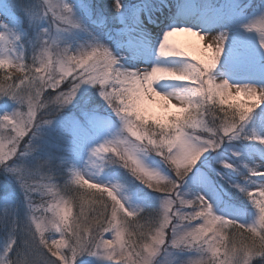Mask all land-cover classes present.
<instances>
[{
    "label": "snow or ice",
    "instance_id": "obj_1",
    "mask_svg": "<svg viewBox=\"0 0 264 264\" xmlns=\"http://www.w3.org/2000/svg\"><path fill=\"white\" fill-rule=\"evenodd\" d=\"M111 7L116 14L113 20L122 24L119 31L129 35L127 42L135 43L144 36L142 15H146L148 22H155L147 4L129 9L125 0H112ZM261 8L264 6H260L259 11ZM80 9L82 11L71 0H0V24L4 29L0 31V40L12 47L13 39L8 37L19 40L18 28L27 24L35 31L31 63H27L25 54L0 56V70L11 67L12 62H19V71L23 73L15 79L10 73L0 77V100L7 105L5 98H9L18 105L13 111L0 114V129L8 133L6 140H0V170L11 174L18 183L23 193L22 203L28 210L21 214L20 205L16 204L0 215V232L4 234L0 264H14L15 258L25 251L36 264H77L83 255L101 257L116 264H156L162 252L173 249L195 253L187 259L190 262L202 253H208L214 264H231L228 229L232 230L231 235L240 239L242 246L249 238L264 240V215L260 212L264 205V160L245 163L241 169L223 156L221 149L226 141L241 137L250 114L264 104V87L238 84L235 95L247 93L252 103L242 108L231 104L233 83L218 80L213 72L228 39L227 32L204 33L211 34V42L205 50L214 48L207 61L194 57L184 48L183 55H161L168 45H177L171 39L174 33H202L191 27H180L178 25L183 21H177L170 24L152 45L158 53L155 62L126 67L115 47L105 42L102 29L107 26L108 18L99 15L93 19L89 7L80 5ZM254 17L242 22L241 26L255 31L260 44L264 45V25L255 22ZM45 22L47 27L43 26ZM74 30H81L88 36L76 49L63 42V34ZM52 45L63 47L66 56L59 62L56 75L48 71V66L56 59ZM170 57L190 59L178 68L173 66ZM161 68L168 69L179 79L158 80L156 77ZM166 81L183 83L168 85ZM156 84L165 91L154 87ZM83 85L97 88L106 105L103 111L99 106L79 107L78 97ZM26 89L29 90L27 98L22 95ZM160 92L168 95L161 96ZM153 94L178 109L168 120L153 119L155 128L149 126L150 118L140 105L145 95L152 97ZM176 100L180 103H170ZM84 103L87 105V101ZM25 107L26 111L23 110ZM77 107L78 114L66 111ZM210 111L216 129L209 126L206 118ZM113 114L120 121L119 130L92 144L95 137L116 124ZM57 118L61 121L62 134L71 138L68 150L75 146L90 151L94 164L97 160L108 162L110 157L118 160L134 180L161 194L159 207L151 212L134 207L125 195L124 184L98 180L95 174L75 167L69 169L71 179L64 188L69 183L75 184L79 195L65 199L55 182L58 175L52 163L57 146L48 147L46 159L37 157L36 167L25 159L41 148L44 126ZM244 139L264 144V137L255 131L245 135ZM234 155L240 157L242 154L235 151ZM150 157H159L160 161L153 164ZM213 161L219 167H215ZM161 164L173 174L165 171ZM222 169L238 172L243 183L234 182ZM189 180L198 186L191 198L184 189ZM224 184L239 189L251 201L256 210L252 222H243L238 212L217 214L216 201L227 194ZM41 188L55 203L45 199L36 203ZM81 189L85 191L81 192ZM86 189L99 191L88 193ZM73 204L78 209L74 217ZM41 212L63 216V222L57 224L55 231L60 234L59 240L46 238L48 231L38 219ZM83 213H86L87 223L80 224ZM153 218L158 219L159 227L142 242L137 230H142L144 223ZM106 234L112 238H106ZM255 248V255L253 249H248V264H255L257 260L264 264V245L256 244Z\"/></svg>",
    "mask_w": 264,
    "mask_h": 264
},
{
    "label": "rangeland",
    "instance_id": "obj_2",
    "mask_svg": "<svg viewBox=\"0 0 264 264\" xmlns=\"http://www.w3.org/2000/svg\"><path fill=\"white\" fill-rule=\"evenodd\" d=\"M90 1L92 0H71V2L77 5L78 10L80 5H85L89 7L92 11V16L103 15L108 18L107 26L102 29L104 32L105 42L112 44L115 47L117 53L121 56L122 63L127 67L126 61L129 56L137 53L138 51L131 46L132 42L129 41V35L122 34L119 29L122 24L118 20H113L116 15L115 10L111 7L112 0H95L99 3L98 6H91ZM180 1L182 3H178ZM201 5L198 10V15L204 19V24H210L211 30L215 33L227 32L228 39L225 41L224 50L219 57V62L216 68L213 70L216 77L227 78L233 84H251L258 87H264V45L259 42V36L255 31H248L241 26L242 22L251 19L259 12L260 6H264V0H198ZM146 4L150 6V9L154 7H159L164 3H172L175 6H182L185 3L189 6H193V0H145ZM144 2V3H145ZM126 5L129 9L135 8L137 6H142L136 4L135 1L125 0ZM247 5L243 8V5ZM143 19V16L141 17ZM90 23V22H89ZM44 27H47V22L44 23ZM95 27V25H91ZM53 30L55 25L52 26ZM186 27H192L186 25ZM3 26L0 24V31H3ZM197 30V29H195ZM20 35L19 40H14L12 36L9 39H13L12 47H8V44L4 40H0V56L10 55L16 57L17 55L25 54L28 58L27 63H31L32 48L35 41V31L25 24L23 27L17 29ZM163 34V33H162ZM64 41L69 47L76 49L80 44L84 43L88 38L87 33L81 30H74L72 32L64 33ZM189 37L188 34L184 32H176L171 38L177 45L189 51L194 57H198L201 60L207 61L210 58V53L214 51V48L205 50V45L200 44L201 47L195 44H189L186 42ZM204 50V52L202 50ZM14 49V50H13ZM155 54V60L158 57L156 49L153 52ZM173 62V66L182 67L183 62L190 58L182 57H170L168 58ZM16 63L12 62V66H6L5 69L0 70V77L4 76L5 73H10L13 79L17 77H22L23 73L16 69ZM129 66V65H128ZM218 82V81H217ZM168 85H180L183 82L176 81H166ZM160 91H165V89L160 88L159 84L154 85ZM234 99L247 100L246 105H250L252 102L248 97L244 95L236 96V89H231ZM163 98L153 94L151 98L145 95L140 100V105L144 111V114L148 116L149 126L155 128L153 119L168 120L171 113L177 112L178 109L175 107L168 106L169 102L163 104L160 100ZM7 100V105H5L4 100H0V114L4 111L11 112L18 105L11 101L9 98ZM87 101V105H85ZM172 105L176 104V101L170 102ZM79 107H92L99 106L101 111L106 107L103 100L99 96L97 88L92 85H83L81 88V96L78 97ZM79 107L66 110L73 111L77 114L79 113ZM228 108L227 105L223 106ZM26 111V107L23 109ZM231 111L232 109H228ZM238 111V110H237ZM209 119V116L206 117ZM113 119L116 124L104 134L95 137L92 140V144L102 141L105 136H110L119 130L120 121L113 114ZM54 129L56 131H54ZM44 135L41 142V148L37 150L36 153L31 154L26 157L27 163L33 167L38 166L37 157L40 159L47 158V149L50 145H56V150L53 153V169L58 175V179L55 181L61 189L62 195L65 199L69 196L77 197L75 184H71V191H67L64 185L67 181L71 179L70 168H78L85 172H89L96 175V178L101 181L111 182V183H122L125 185V195L129 199V203L134 207H143L146 212H151L159 207V197L160 193L153 192L151 189L147 188L140 181L134 180L125 169H123L119 164H112L107 161L97 163H92L90 157V151L83 150L78 147L72 146L70 148V137L62 134L61 121L59 118L54 119L52 124L44 126ZM255 131L259 136L264 137V104L258 106L250 114L249 119L245 122L244 132L239 139H234L232 141H226L225 145L221 149L223 156H226L233 160L242 169L244 164L261 163L264 160V144L260 141H250L244 139L245 135L251 134ZM27 139V138H25ZM91 146V145H90ZM235 151L241 152V156L237 157L234 155ZM150 162L156 164L160 161L159 157L152 159L149 158ZM63 161V162H61ZM98 165H100L98 167ZM215 167H219L215 161H213ZM169 172L173 174L166 165H160ZM47 167V166H46ZM225 174L234 182L243 183L242 177L238 172L229 169H222ZM214 176V173H209ZM87 179V177H85ZM94 183L96 181H93ZM217 184H220L218 178H216ZM224 189H227V194L223 196L222 200L216 201L217 214L227 215L233 212H238L243 222H252L256 216V210L252 205L251 201L246 197V195L239 189L231 188L229 185L224 184ZM184 189L188 192L189 198L195 194L198 190V186L189 180L187 184L184 185ZM191 189V190H190ZM203 190V189H200ZM85 189H81V192ZM88 193H98L99 190L86 189ZM106 195V194H105ZM110 199V198H109ZM23 193L20 191L18 183L11 176V174H6L0 170V215H3L10 208L14 207L16 204L20 205L21 214L27 213L26 204L22 203ZM45 201H55L51 200V197H46ZM36 203H41V200L37 198ZM47 206V204H45ZM191 210V209H188ZM78 209L73 204L72 206V217L77 213ZM51 215V212L47 213ZM71 219V217H70ZM143 224L144 221H141ZM195 223V222H194ZM231 229L227 230V234L231 235ZM46 238H54L59 240L60 234L56 232H46ZM106 238H112L110 235L106 234ZM127 239V236H125ZM4 245V234L0 232V250L3 249ZM195 255L191 251L180 252L179 250H171L162 252L156 259V264H180L181 261L187 260L189 257ZM258 261V260H257ZM255 264H259V262ZM77 264H116L115 261L104 259L96 256L83 255Z\"/></svg>",
    "mask_w": 264,
    "mask_h": 264
},
{
    "label": "clouds",
    "instance_id": "obj_3",
    "mask_svg": "<svg viewBox=\"0 0 264 264\" xmlns=\"http://www.w3.org/2000/svg\"><path fill=\"white\" fill-rule=\"evenodd\" d=\"M255 22L264 25V8H261V10L255 15L254 17ZM51 49L55 56V63L50 64L48 66V71L51 75H56L59 70V62L63 59H66L65 56V49L59 45H52ZM161 55L165 56H175V55H183L185 54L183 52V48L178 47L177 45H168L167 50H162ZM42 55V54H41ZM16 69L19 71L21 65L19 62L16 63ZM158 80H176L179 79L178 76H176L174 73L170 72L166 68H161L159 72L157 73ZM218 80H228L227 78H221L217 77ZM238 84H233L232 88L236 89ZM22 95L27 98L29 95V90H25ZM161 96H167V92H160ZM247 93H245L244 96L247 97ZM151 98V97H149ZM175 99V96L172 97ZM176 103H180L179 100H176ZM231 104L242 108L244 105L247 104V100H241V99H234L231 101ZM209 126L213 129L217 128V124L215 121L214 116L212 115L211 111L209 113ZM8 137V133L5 132L3 129H0V140H6ZM123 147V145H121ZM109 163L112 164H119V161L114 158L108 159ZM65 190L71 191V184H67L65 187ZM50 194L43 188H41L40 191V200L43 201L46 197H48ZM261 215H264V205L261 206L260 209ZM39 221L41 224L47 229L49 233L55 232L57 230L56 226L59 223L63 222V216L58 215L55 212H51V215H47L45 212H41L38 216ZM80 224L87 223L86 219V213L81 214ZM159 227L158 219L153 218L150 221H147L144 223V227L142 230L138 229V234L140 236V239L142 242L148 240V234L151 232H154V230ZM221 228H223V225H220ZM231 247L229 250V257L231 264H248L250 257L248 256V249H253L252 254H256V244L264 245V240H256L254 241L252 238H249L247 241L242 242L238 237H236L234 234L230 235L229 237ZM14 264H36V261L31 257V255L28 254L27 251L23 252L19 257L15 258ZM180 264H214L213 258L208 253H202L199 256L195 258L194 261H188L184 260L181 261Z\"/></svg>",
    "mask_w": 264,
    "mask_h": 264
},
{
    "label": "bare ground",
    "instance_id": "obj_4",
    "mask_svg": "<svg viewBox=\"0 0 264 264\" xmlns=\"http://www.w3.org/2000/svg\"><path fill=\"white\" fill-rule=\"evenodd\" d=\"M179 4L182 3L180 1H177ZM201 5L197 4L193 6L187 5V3L184 2L182 6H175L172 3H164L159 7H154L151 9L152 13V19L155 22H148L146 15L143 16L144 20V36L137 42L131 43V46L134 45V48L138 51L137 53L133 54L132 56H129V58L126 61L127 66L128 65H142L145 62L151 61L155 62V54L153 53L155 48L152 47L160 37L162 36V33L164 30L168 28L170 24H174L177 21H183V23H180L178 26L185 27L186 25L192 26L194 30L197 29L198 31H201L202 33L200 35H195L192 32H184L189 35L188 40H186L189 44H195L197 47H201L202 45H207L211 42V34L206 35L204 33H212L217 34L214 31L211 30L210 24H204V19H202L198 13ZM183 32V31H182ZM201 48L200 50H202ZM204 52V50H202ZM176 82V81H171ZM163 104L168 103V101H165L164 99L160 100Z\"/></svg>",
    "mask_w": 264,
    "mask_h": 264
},
{
    "label": "trees",
    "instance_id": "obj_5",
    "mask_svg": "<svg viewBox=\"0 0 264 264\" xmlns=\"http://www.w3.org/2000/svg\"><path fill=\"white\" fill-rule=\"evenodd\" d=\"M132 1H134V0H132ZM98 4H99V3L95 2V0L90 1V5H91L92 7H93V6H98ZM257 262H259V261H257Z\"/></svg>",
    "mask_w": 264,
    "mask_h": 264
}]
</instances>
